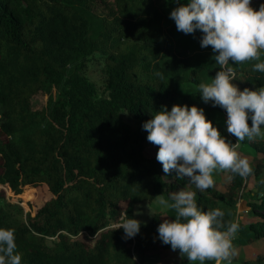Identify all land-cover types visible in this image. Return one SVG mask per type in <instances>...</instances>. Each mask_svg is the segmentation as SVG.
<instances>
[{
	"label": "trees",
	"instance_id": "trees-1",
	"mask_svg": "<svg viewBox=\"0 0 264 264\" xmlns=\"http://www.w3.org/2000/svg\"><path fill=\"white\" fill-rule=\"evenodd\" d=\"M262 3L252 0L257 10ZM178 6L175 0H0V184L18 200L0 187V227L15 230L21 264H157L159 251L170 247L158 238L163 212L140 220V232L129 239L115 224L125 213L135 218L137 202L181 188L196 191L201 209L220 207L226 221L233 219L244 178L228 173L223 188L215 183L201 193L187 178L165 176L143 128L162 106L170 111L176 104L203 108L216 125L220 107L205 103L198 85L219 65L211 47H201L199 30L185 34L173 19L165 24ZM95 52L104 57L103 94L84 72ZM254 63L233 67L244 84L259 88L264 73ZM39 92L45 103L34 108ZM252 143L258 189L248 191L249 218L239 222L251 232L249 242L264 239V194L258 195L264 140Z\"/></svg>",
	"mask_w": 264,
	"mask_h": 264
},
{
	"label": "clouds",
	"instance_id": "clouds-1",
	"mask_svg": "<svg viewBox=\"0 0 264 264\" xmlns=\"http://www.w3.org/2000/svg\"><path fill=\"white\" fill-rule=\"evenodd\" d=\"M174 8L170 18L178 31L203 35L201 47H211L219 70L198 91L205 103L226 110V127L236 142L230 141L209 120L205 110L196 105L176 104L168 110L162 106L144 123L147 140L158 147L157 161L165 176L187 178L190 185L203 193L214 188L218 173L246 178L253 173L248 158L239 149L243 142L264 140V86L241 90L234 81V65L254 63V70L264 73V3L257 10L252 0H187ZM158 76H163L157 73ZM196 191L181 188L168 198L157 195L160 206L174 213L163 216L158 238L172 251H179L188 264H233L238 255L234 244L240 223L225 220L220 207L201 209ZM150 214L153 210L148 205ZM155 216V215H154ZM123 229L125 239L135 237L141 221L123 214L115 230ZM15 230L0 227V264H21Z\"/></svg>",
	"mask_w": 264,
	"mask_h": 264
},
{
	"label": "rangeland",
	"instance_id": "rangeland-1",
	"mask_svg": "<svg viewBox=\"0 0 264 264\" xmlns=\"http://www.w3.org/2000/svg\"><path fill=\"white\" fill-rule=\"evenodd\" d=\"M165 24H169L172 22V19L169 17L168 19H165ZM105 63H104V57L101 53L95 52L93 55L89 57V59L86 62V66L84 69L85 75L95 84L97 91L99 94L104 93V87L107 82V77L105 74ZM245 79L242 76L237 75L236 83L238 87L243 90L244 88H252L255 90V87H250L247 84H244ZM45 103V96L42 93H36L32 98V106L34 108H40ZM121 114L123 118L129 123L134 125V120L132 118V115H130L127 111L121 110ZM215 123L217 126H219L221 129V132L225 133V136L232 141L233 143L236 142L235 137L230 136L227 132L226 127V119H227V113L226 110L219 108L215 112ZM0 119H1V108H0ZM240 153L242 156L251 159L252 155L255 153V147L252 142L245 141L241 144ZM229 176L228 173H218L216 176V186L219 188H223L224 184L227 182ZM255 179L253 175H250L246 178H244V182L242 186L239 189L238 197L235 202L234 207V214L233 219L238 222H245L248 220V209L249 206L247 204V193L249 190L257 191V187L254 186ZM3 187L6 192V198L10 201L17 202V196H14L13 192L6 186L0 184V187ZM40 189H37V192ZM23 206L26 204L23 202ZM148 205L151 207V209L154 212L161 211L163 212L164 216H168V218L172 219L169 215L166 214V209H164L162 206L159 205L157 202L156 197H154L151 201H139L135 204L134 207V215L135 218L138 220L147 221L151 218L150 209ZM248 212V213H247ZM164 219V218H163ZM250 231L246 227H240V231L237 234V237L234 241V244L238 250V255L233 260V264H241V262L245 259H254L259 256L260 260L264 261V239L255 241V242H249L247 241L250 237ZM159 257L160 261L157 262V264H188V261L186 258H181L179 251H172L171 246L169 248L163 249L159 251ZM136 264H141L140 262H137Z\"/></svg>",
	"mask_w": 264,
	"mask_h": 264
},
{
	"label": "water",
	"instance_id": "water-1",
	"mask_svg": "<svg viewBox=\"0 0 264 264\" xmlns=\"http://www.w3.org/2000/svg\"><path fill=\"white\" fill-rule=\"evenodd\" d=\"M263 194H264V192H259V193H258L259 196H260V195H263Z\"/></svg>",
	"mask_w": 264,
	"mask_h": 264
}]
</instances>
